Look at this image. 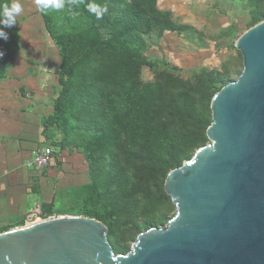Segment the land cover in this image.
<instances>
[{"label":"rangeland","instance_id":"1","mask_svg":"<svg viewBox=\"0 0 264 264\" xmlns=\"http://www.w3.org/2000/svg\"><path fill=\"white\" fill-rule=\"evenodd\" d=\"M19 2L23 8L16 18L19 47L0 81V110L5 120H9L10 131L19 132L28 141L20 145L27 152L21 151L18 139L11 140L10 133H0V142L5 146L0 148V228L25 225L19 226L20 220L27 218L37 205L41 208L52 205V213L46 218L96 219L94 210L108 213L111 206L94 208L81 197L79 188L95 183L100 191H107L110 183L104 180L105 169L101 172V164L88 160L79 147L63 148L62 142L66 141L61 126L41 131V118L52 111L59 92L60 57L52 37L55 33L67 35L88 28L91 20L82 14L73 16L65 8L50 10L45 14L50 16L46 27L34 0ZM151 6L160 15H166L174 29L152 27L138 36L139 44L128 43L122 49L101 51L99 56L107 66L99 70L108 82L135 80L145 84L165 77L177 84L207 87L213 80H234L242 68L235 42L245 30L264 19V15L259 17L264 14V0H154ZM98 31L102 38L110 37L106 27ZM42 146L52 148L51 162L41 169H28L25 165L28 152ZM120 193L110 196V205L120 206L121 217L113 215L115 230L109 236L106 233V238L112 248L117 236L125 251L112 249L114 255L131 251L138 234L134 223L160 213L166 216L175 213L169 199L171 205L166 202L147 214L144 205L153 195L150 193L146 200L143 187ZM100 222L107 229L105 222Z\"/></svg>","mask_w":264,"mask_h":264},{"label":"water","instance_id":"2","mask_svg":"<svg viewBox=\"0 0 264 264\" xmlns=\"http://www.w3.org/2000/svg\"><path fill=\"white\" fill-rule=\"evenodd\" d=\"M235 48L242 68L210 100L208 143L164 179V226L114 255L96 219L31 221L0 232V264H264V19Z\"/></svg>","mask_w":264,"mask_h":264},{"label":"trees","instance_id":"3","mask_svg":"<svg viewBox=\"0 0 264 264\" xmlns=\"http://www.w3.org/2000/svg\"><path fill=\"white\" fill-rule=\"evenodd\" d=\"M9 2L0 0V5ZM89 2L92 0H83L75 7L65 0L68 13L82 14L90 18L91 24L81 31L55 33L52 37L60 57L59 92L52 111L41 118V131L61 126L66 141L62 142L63 148L79 147L88 160L101 164V172L105 169L104 180L110 183L107 191H100L95 183L82 185L79 190L94 208L111 206L108 213L93 212L97 220L105 222L109 236L115 230L113 215L121 217L120 206L110 205L112 194L143 187L146 200L150 193L153 195L144 205L147 214L166 202L171 205L163 189L164 179L170 170L206 144V128L211 122L210 100L232 80H213L207 87L177 84L165 77L145 84L135 80L108 82L99 70L107 66L99 56L101 51L122 49L128 43L139 44L138 36L152 27L173 30L174 24L166 15L153 10L154 0H95L108 8L99 19L87 11ZM42 17L47 27L50 16L42 13ZM105 27L110 37L104 39L98 30ZM0 28L9 36L7 41L0 39V50L4 52L0 57L1 81L18 51L19 40L16 25ZM51 207V204L42 206L43 218L51 215ZM171 217L160 213L134 223V227L139 233L165 224ZM23 224L24 220H20L19 226ZM9 229L5 226L0 232ZM112 249L125 251L117 236Z\"/></svg>","mask_w":264,"mask_h":264},{"label":"clouds","instance_id":"4","mask_svg":"<svg viewBox=\"0 0 264 264\" xmlns=\"http://www.w3.org/2000/svg\"><path fill=\"white\" fill-rule=\"evenodd\" d=\"M37 9L43 13L48 14L50 10H61L64 8L65 0H34ZM83 0H70L71 5L79 7ZM87 11L94 14L98 19L102 18L107 12L106 5H100L92 0L87 5ZM23 11L22 5L19 0H11V3H3L0 5V25L7 28H12L17 23V16ZM73 16L78 15L72 12ZM9 38L8 33L0 28V39L7 41ZM4 52L0 50V57H3Z\"/></svg>","mask_w":264,"mask_h":264},{"label":"built area","instance_id":"5","mask_svg":"<svg viewBox=\"0 0 264 264\" xmlns=\"http://www.w3.org/2000/svg\"><path fill=\"white\" fill-rule=\"evenodd\" d=\"M52 148L50 146H43L40 148H34L30 153V162L29 165L34 169H41L46 167L52 160ZM42 220L40 211H33L25 218L26 223L35 220Z\"/></svg>","mask_w":264,"mask_h":264},{"label":"crops","instance_id":"6","mask_svg":"<svg viewBox=\"0 0 264 264\" xmlns=\"http://www.w3.org/2000/svg\"><path fill=\"white\" fill-rule=\"evenodd\" d=\"M4 112L2 111V110H0V133H7V134H9V137L11 138V140H15V139H18L19 140V149H23V150H21V151H25L27 148H22L20 145H23L22 143H27V139H23L22 138V136H20V134H19V132H18V134H13L11 131H10V129H9V126H10V124L8 123L7 124V122L9 121V120H5V117H3V116H5L4 114H3ZM2 115V116H1ZM30 141V140H29ZM43 147V146H42ZM0 148H4L5 149V146H4V144L3 143H1L0 142ZM40 148V147H39ZM20 152V151H19ZM19 152H18V155H19ZM26 152H27V150H26ZM29 153V158H28V160L26 161V167L28 168V169H34V168H32L30 165H29V162H30V151L28 152ZM33 211H40L41 212V206H39V205H37V206H34L33 207V209H32V211L31 212H33ZM24 224H26V221H25V218H24Z\"/></svg>","mask_w":264,"mask_h":264},{"label":"bare ground","instance_id":"7","mask_svg":"<svg viewBox=\"0 0 264 264\" xmlns=\"http://www.w3.org/2000/svg\"><path fill=\"white\" fill-rule=\"evenodd\" d=\"M35 221H38L37 219Z\"/></svg>","mask_w":264,"mask_h":264}]
</instances>
